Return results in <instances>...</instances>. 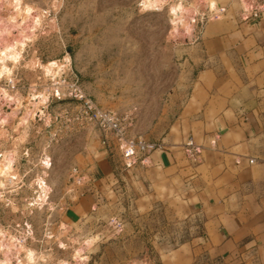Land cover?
Listing matches in <instances>:
<instances>
[{"label": "rangeland", "instance_id": "374dc122", "mask_svg": "<svg viewBox=\"0 0 264 264\" xmlns=\"http://www.w3.org/2000/svg\"><path fill=\"white\" fill-rule=\"evenodd\" d=\"M21 1L20 18L25 21V9L33 8L41 24L21 60L12 63L13 72L0 75V88L23 96V109L0 127V158L17 149V179L12 185L6 177L5 188L0 186V240L4 230L33 249V255L22 251L17 264H165L164 257L198 232L187 186L140 162L127 167L114 136L81 109L74 87L118 114L129 125V137L164 148L174 144L183 152L192 140L202 151L197 143L204 139L175 135L189 129L190 109H204L212 93L204 87L219 77L220 60L212 54L215 41L206 43L211 51L205 56L190 46L217 34L230 17L258 20L264 29V0H171L195 16L192 35L172 31L168 4L158 10L145 8L144 0ZM7 15V9L0 11ZM53 60L68 61L55 78L62 82L45 75L43 66ZM39 92L49 98L39 103L43 113L31 115L27 137H21L20 116ZM189 100L197 104L189 106ZM77 212L78 223L64 218Z\"/></svg>", "mask_w": 264, "mask_h": 264}, {"label": "crops", "instance_id": "0c3cea01", "mask_svg": "<svg viewBox=\"0 0 264 264\" xmlns=\"http://www.w3.org/2000/svg\"><path fill=\"white\" fill-rule=\"evenodd\" d=\"M261 24L230 17L220 24L217 34H205L190 46L205 56L211 51L206 43L215 41L218 47L212 54L220 60L216 68L220 75L203 86L212 90L204 109H190L194 117L186 120L189 129L175 135L204 139L205 143H197L202 147L200 155L190 157L177 145H167L154 151L147 165L187 186L190 215L199 220L197 235L164 257L165 264H264ZM191 104L197 101L189 100ZM250 158L255 159L253 164ZM80 216L79 212L64 213L68 223H78Z\"/></svg>", "mask_w": 264, "mask_h": 264}, {"label": "bare ground", "instance_id": "6f19581e", "mask_svg": "<svg viewBox=\"0 0 264 264\" xmlns=\"http://www.w3.org/2000/svg\"><path fill=\"white\" fill-rule=\"evenodd\" d=\"M167 4L169 5L171 12L173 13L172 31L177 33L181 28L183 30L182 33L185 31L187 34L192 35V22H194L193 19H195V16L190 15L191 10H189V7L185 6L183 3H171V0L143 1V5H145V8L147 9L157 8L158 10H161ZM22 5L23 2L21 0H0V11L6 9L9 11V15H7L6 17L0 16V27L5 35L4 40H0V75L13 72L14 66H12V63H17L21 60L27 42L32 41L35 38V36L37 35V28L41 24L38 13H36V9L33 8L25 9V13L27 16L25 21L23 18H20L22 14L21 12L23 10L21 7ZM27 23H30V25H27ZM175 33L173 34L175 35ZM66 65H68L67 60L64 64H59L55 60L51 61L48 65L43 66L46 69V77L55 80V78L58 77L57 73L63 72ZM56 80L58 81V79ZM48 92L31 94V98L29 99L31 106H25L23 115L20 116V122L18 123V128L22 127L21 137H27L30 128L29 119L31 115L35 114L36 111L38 113H43V108L39 107V103H46L49 98ZM22 97L23 96H21L20 94L13 95L12 93L8 92L6 88H0V100H3L4 103V109L1 107L2 110H0L1 128L8 124L10 119L14 121V119L18 115V112L23 109ZM14 149H6L7 151L3 153V158H0V186L3 188H5L6 186V177L8 178L9 183L12 185L14 184V180L17 179L14 178L16 177V151ZM3 231L1 232V234H3L4 239L2 238L3 240H0V264L20 263V253L22 251H25L28 255L34 254L32 248H28L27 246H25L23 239H17L13 236H6L9 233L7 234ZM7 237L8 239H6ZM92 242L93 239L90 238L85 241L84 244L90 245ZM81 250L82 247L76 250L77 260L80 259ZM1 252L3 253V256H1ZM61 263L69 264V262L66 260H61Z\"/></svg>", "mask_w": 264, "mask_h": 264}, {"label": "built area", "instance_id": "2783aa9c", "mask_svg": "<svg viewBox=\"0 0 264 264\" xmlns=\"http://www.w3.org/2000/svg\"><path fill=\"white\" fill-rule=\"evenodd\" d=\"M251 14L254 17H258L259 10L254 9V13L252 12ZM61 80L59 79L58 82H62ZM60 86L63 87L61 84ZM73 92L74 98L79 102L81 101V109L88 115L89 119L97 124L103 132L110 133L114 136L127 167H131L139 162L144 165H149L152 153L164 149L162 143L147 141L141 136L129 137L127 134L129 125L118 114L97 107L78 87H74ZM187 146V152L191 156L201 152L200 148L192 140L188 142ZM237 162L240 163V160ZM248 162L253 164L255 159L250 158Z\"/></svg>", "mask_w": 264, "mask_h": 264}]
</instances>
